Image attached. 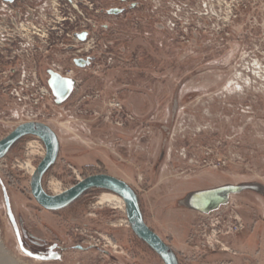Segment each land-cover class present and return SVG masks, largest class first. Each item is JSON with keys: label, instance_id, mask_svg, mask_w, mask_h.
Masks as SVG:
<instances>
[{"label": "rangeland", "instance_id": "374dc122", "mask_svg": "<svg viewBox=\"0 0 264 264\" xmlns=\"http://www.w3.org/2000/svg\"><path fill=\"white\" fill-rule=\"evenodd\" d=\"M0 45V140L27 122L55 133L47 194L107 174L178 264H264V0H0ZM49 72L73 81L60 105L35 95L33 75L51 93ZM41 146L23 137L0 158V264H163L124 205L99 204L106 191L40 208ZM224 185L253 189L212 217L183 204ZM230 214L242 227L218 233Z\"/></svg>", "mask_w": 264, "mask_h": 264}, {"label": "water", "instance_id": "95a60500", "mask_svg": "<svg viewBox=\"0 0 264 264\" xmlns=\"http://www.w3.org/2000/svg\"><path fill=\"white\" fill-rule=\"evenodd\" d=\"M80 66H84V63L80 64ZM47 85L56 104L60 105L71 95L73 81L55 72H49ZM23 137H35L41 141L45 148V156L37 165L30 178V193L40 208L48 212H57L68 207L88 190H106L123 200L129 227L160 258L163 264H178L173 250L144 222L137 197L132 188L125 182L107 174H96L83 178L58 195H50L44 191L42 178L55 162L59 146L55 133L48 126L38 122H27L18 125L6 137L0 140V158ZM249 189H253V186L224 185L201 190L189 194L183 201V204L197 213L210 214L227 205L230 196L238 195ZM5 203L9 216L12 219L7 199Z\"/></svg>", "mask_w": 264, "mask_h": 264}, {"label": "built area", "instance_id": "2783aa9c", "mask_svg": "<svg viewBox=\"0 0 264 264\" xmlns=\"http://www.w3.org/2000/svg\"><path fill=\"white\" fill-rule=\"evenodd\" d=\"M10 42V41H9ZM14 42H12L11 43V46L12 45H14L13 44ZM1 45H3L4 46V44H1ZM0 45V46H1ZM10 46V47H11ZM14 58V57H13ZM60 75V74H59ZM60 76H62V77H65V78H68V74H66V75H60ZM31 80H34L35 81V83H36V91H35V95H40V96H42V95H45V94H47V95H49L50 96V92H49V90L47 89V87H44V86H41L38 82H37V78H36V76L35 75H33L32 76V79ZM19 86H24L23 85V83H22V81H20V83H19ZM11 96H16V97H18V99H19V101H21V97H22V95L20 94V91H18L17 89H15V90H13V91H11V93H9ZM21 95V96H20ZM117 107H119V106H117ZM35 138V137H34ZM39 143H41L40 142V140L39 139H37V138H35ZM41 150H42V153H41V159H43V157L45 156V148L44 147H42L41 146ZM33 174V172L30 174V175H32ZM81 179H79L78 178V181H80ZM77 181V182H78ZM61 193V192H60ZM59 193V194H60ZM225 206H227V205H225ZM225 206H223V207H225ZM222 208V207H221ZM220 209V208H219ZM219 209L218 210H216V211H214V212H212V213H210V214H202L203 216H205V217H210L211 215H213L214 213H218V211H219ZM220 215V213L218 214V215H216V216H219ZM212 217V216H211ZM227 218V221L226 220H221V222H222V224H224V225H222L221 224V222H219L218 220H217V222H216V224H218V225H212V227H215V229L217 230V232L218 233H223L224 235H227V234H229V233H231V231H235V230H237L238 228H241L242 227V225L240 224V220H239V217L236 215V214H230V215H224V219H226ZM210 222H212V221H210ZM213 224V223H212ZM205 226V224H203V227ZM217 226V227H216ZM220 226H222V230H221V228H220ZM205 236V235H204ZM222 249L223 250H228L227 248H224V247H222Z\"/></svg>", "mask_w": 264, "mask_h": 264}, {"label": "bare ground", "instance_id": "6f19581e", "mask_svg": "<svg viewBox=\"0 0 264 264\" xmlns=\"http://www.w3.org/2000/svg\"><path fill=\"white\" fill-rule=\"evenodd\" d=\"M35 167L32 166L31 167V173L35 171ZM50 192L55 194V195H58L60 192L56 190L55 186L53 188H50ZM98 201H99V204L100 205H103V204H112V203H116V204H119L120 206L121 205H124L123 203V200L118 197L117 195L115 194H112V193H103L101 194L99 197H98ZM123 207V206H122Z\"/></svg>", "mask_w": 264, "mask_h": 264}, {"label": "flooded vegetation", "instance_id": "af4514ba", "mask_svg": "<svg viewBox=\"0 0 264 264\" xmlns=\"http://www.w3.org/2000/svg\"><path fill=\"white\" fill-rule=\"evenodd\" d=\"M5 1H9L10 2V0H5ZM24 11H22L21 13H19V15H18V18H17V21H19V20H21V21H23V20H28V19H30V15H28L29 13H27V11L26 12H24ZM27 13V14H26ZM25 16V17H24ZM22 18H23V20H22ZM13 20H15L16 18H12ZM6 22H9V23H11L12 25H13V22L11 21H6Z\"/></svg>", "mask_w": 264, "mask_h": 264}, {"label": "crops", "instance_id": "0c3cea01", "mask_svg": "<svg viewBox=\"0 0 264 264\" xmlns=\"http://www.w3.org/2000/svg\"><path fill=\"white\" fill-rule=\"evenodd\" d=\"M217 257L219 258L220 261H230V260H232V259H229L228 255H226V254L219 255V256L217 255Z\"/></svg>", "mask_w": 264, "mask_h": 264}, {"label": "trees", "instance_id": "16d2710c", "mask_svg": "<svg viewBox=\"0 0 264 264\" xmlns=\"http://www.w3.org/2000/svg\"><path fill=\"white\" fill-rule=\"evenodd\" d=\"M16 143H17V142H16ZM16 143H15V144H16ZM15 144H14V145H15ZM90 191H106V190H102V189H92V190H88L87 192H85V193L82 194L81 196L85 195L86 193H88V192H90ZM106 192H108V191H106ZM109 193H110V192H109ZM81 196H80V197H81ZM80 197H79V198H80ZM79 198H78V199H79ZM78 199H77V200H78Z\"/></svg>", "mask_w": 264, "mask_h": 264}]
</instances>
